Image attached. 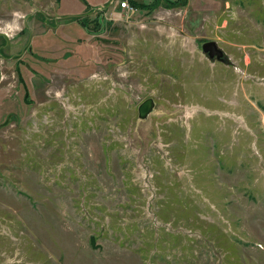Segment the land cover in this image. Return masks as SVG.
I'll use <instances>...</instances> for the list:
<instances>
[{"label": "rangeland", "instance_id": "374dc122", "mask_svg": "<svg viewBox=\"0 0 264 264\" xmlns=\"http://www.w3.org/2000/svg\"><path fill=\"white\" fill-rule=\"evenodd\" d=\"M143 1L0 0V264H264V0Z\"/></svg>", "mask_w": 264, "mask_h": 264}, {"label": "water", "instance_id": "95a60500", "mask_svg": "<svg viewBox=\"0 0 264 264\" xmlns=\"http://www.w3.org/2000/svg\"><path fill=\"white\" fill-rule=\"evenodd\" d=\"M201 49L204 53H207V55L210 58H216L218 60H224V52L223 50L219 47L216 41L214 40H207L204 41L201 44ZM153 108V101L152 99L148 98L145 99L142 104L138 107V115L141 118H144L147 116V114L152 110ZM90 243L92 247L97 248L99 247L98 244L95 242V237L91 236L90 237Z\"/></svg>", "mask_w": 264, "mask_h": 264}, {"label": "trees", "instance_id": "16d2710c", "mask_svg": "<svg viewBox=\"0 0 264 264\" xmlns=\"http://www.w3.org/2000/svg\"><path fill=\"white\" fill-rule=\"evenodd\" d=\"M180 1H178L176 4H178ZM130 3L133 5V6H135L136 8H138V9H141V10H150V8H152L151 6H150V4L148 3V2H146V1H136V0H130ZM90 12H92V11H90ZM224 60H225V58H224ZM18 70H19V80H21V82L23 81V78H22V76H21V73H20V69H19V66H18ZM23 85H24V88L25 89H27L28 90V88L26 87V85L24 84V82H23Z\"/></svg>", "mask_w": 264, "mask_h": 264}, {"label": "built area", "instance_id": "2783aa9c", "mask_svg": "<svg viewBox=\"0 0 264 264\" xmlns=\"http://www.w3.org/2000/svg\"><path fill=\"white\" fill-rule=\"evenodd\" d=\"M117 5L127 16L132 15L137 9L129 0H118Z\"/></svg>", "mask_w": 264, "mask_h": 264}, {"label": "flooded vegetation", "instance_id": "af4514ba", "mask_svg": "<svg viewBox=\"0 0 264 264\" xmlns=\"http://www.w3.org/2000/svg\"><path fill=\"white\" fill-rule=\"evenodd\" d=\"M97 16L99 17V21H100L101 18H102V17H101V14H97ZM97 16H96V17H97ZM112 19H114V18H112ZM117 19H121V20H123L124 18H122V17H118ZM114 20H116V19H114ZM100 22H101V21H100ZM102 26H103V22H102ZM108 40H109V42H111V41H114V40H116V39H114V37H113V39H108ZM144 100H145V99H144ZM144 100H143V101H144ZM143 101H142V102H143ZM142 102H140V104H142ZM139 106H140V105H139Z\"/></svg>", "mask_w": 264, "mask_h": 264}, {"label": "crops", "instance_id": "0c3cea01", "mask_svg": "<svg viewBox=\"0 0 264 264\" xmlns=\"http://www.w3.org/2000/svg\"><path fill=\"white\" fill-rule=\"evenodd\" d=\"M130 1V0H129ZM141 1H143V0H141ZM112 2H110L109 4H111ZM3 47V46H2Z\"/></svg>", "mask_w": 264, "mask_h": 264}]
</instances>
